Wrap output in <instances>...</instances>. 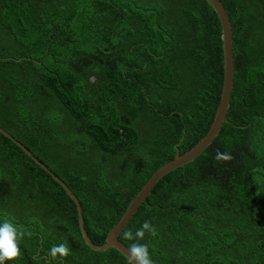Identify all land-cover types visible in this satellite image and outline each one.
I'll use <instances>...</instances> for the list:
<instances>
[{"label": "trees", "instance_id": "trees-1", "mask_svg": "<svg viewBox=\"0 0 264 264\" xmlns=\"http://www.w3.org/2000/svg\"><path fill=\"white\" fill-rule=\"evenodd\" d=\"M234 87L219 134L120 234L144 264H264V0H221ZM208 0H0V127L79 198L98 245L210 129L225 66ZM0 264H134L0 131Z\"/></svg>", "mask_w": 264, "mask_h": 264}, {"label": "water", "instance_id": "water-1", "mask_svg": "<svg viewBox=\"0 0 264 264\" xmlns=\"http://www.w3.org/2000/svg\"><path fill=\"white\" fill-rule=\"evenodd\" d=\"M208 1L213 5L221 20L222 29H223L222 39H223L224 66H225L223 91H222L221 101L219 103L217 112L215 114L214 121L209 131L191 149H189L184 153H181L179 148H177L178 150L176 156L172 160L162 165L157 171H155V173L148 179V181L145 183L142 189L131 201L124 215L110 229L107 236V240L104 244L98 245L92 241L85 227L82 204L79 198L77 197V195L67 185V183L59 175H57L48 165H46L37 156H35L34 153L25 144L19 141L6 129L0 127L1 132L11 137L18 145H20L29 155L33 157V159L38 164L44 167L60 184H62L67 190V192L73 197L78 207L79 221L86 242L96 250H106L110 247H115L118 250H120L124 255H126L134 264H144V262L129 246H127L120 239V234L130 223L131 219L134 217L135 213L140 208V205L144 201H147L149 194L152 192L155 185L161 180V178H163L171 170L194 160L196 156L202 153L207 148V146L213 142L215 137L219 134L224 121L228 120L227 112L230 107V101L234 87V71H235L234 52H233L234 38H233L232 23L229 14L227 12V9L221 0H208Z\"/></svg>", "mask_w": 264, "mask_h": 264}]
</instances>
